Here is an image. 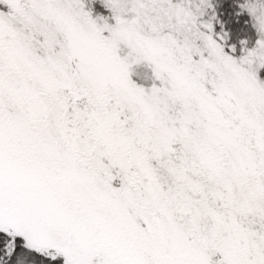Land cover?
<instances>
[{
    "label": "snow or ice",
    "instance_id": "obj_1",
    "mask_svg": "<svg viewBox=\"0 0 264 264\" xmlns=\"http://www.w3.org/2000/svg\"><path fill=\"white\" fill-rule=\"evenodd\" d=\"M0 264H264V0H0Z\"/></svg>",
    "mask_w": 264,
    "mask_h": 264
}]
</instances>
